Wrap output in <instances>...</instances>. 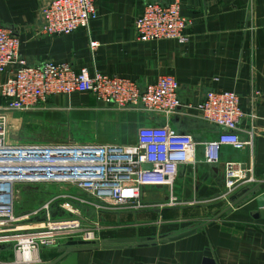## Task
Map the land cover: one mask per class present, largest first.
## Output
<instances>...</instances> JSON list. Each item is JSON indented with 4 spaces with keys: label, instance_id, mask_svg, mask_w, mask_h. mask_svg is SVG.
<instances>
[{
    "label": "crops",
    "instance_id": "crops-1",
    "mask_svg": "<svg viewBox=\"0 0 264 264\" xmlns=\"http://www.w3.org/2000/svg\"><path fill=\"white\" fill-rule=\"evenodd\" d=\"M48 1L0 0V24L18 38L20 55L29 65L70 63L76 71L85 67L89 74L125 77L140 88L169 74L179 84L181 103L196 104L209 90L233 91L244 113L237 125L239 138L245 140L248 130H256L250 160L256 181L227 196L225 163H248L250 153L222 146L217 162H205L203 143L214 141L220 129L195 112L165 117L118 111L90 94L76 93L50 96L32 109L11 114L13 128L40 133L21 141L128 145L136 142L140 127L167 125L197 142L194 163L178 167L171 187L142 186L141 209L98 211L92 206L97 205L94 198L90 205L77 204L87 221L92 210L101 217L96 244L116 238L136 242L80 251L75 264H264V206L257 202L264 197V0H177L188 20L184 43L142 42L134 28L147 2L174 0H95L96 18L88 29L68 35L42 33L40 10ZM91 42L97 43L95 48ZM8 74L0 73V85ZM246 188L255 190L233 205L231 196ZM191 229L196 231L161 240ZM141 238L150 240L139 243ZM67 241L41 249L38 264H62L66 256L59 259L58 249ZM12 260V246L2 245L0 262Z\"/></svg>",
    "mask_w": 264,
    "mask_h": 264
},
{
    "label": "built area",
    "instance_id": "built-area-1",
    "mask_svg": "<svg viewBox=\"0 0 264 264\" xmlns=\"http://www.w3.org/2000/svg\"><path fill=\"white\" fill-rule=\"evenodd\" d=\"M42 33L68 35L88 29L96 18L95 0H49L40 10ZM188 20L181 15L177 0L167 4L147 2L134 28L142 42L188 40ZM96 42L90 47L95 48ZM9 72L0 85V245L10 244L13 260L0 264H38V252L65 240L95 241L98 225L83 230L86 221L77 204L81 199L61 195L42 205L43 218L29 222L27 216L14 212L17 186L36 187L65 184L91 195L98 211L139 210L141 188L146 184L171 187L182 164H193L197 142L187 134L167 125L142 126L134 144L43 143L16 144L7 139V122L11 114L26 111L50 96L90 94L97 102L118 111H142L170 117L197 116L220 129L214 141L203 143L204 160L215 163L222 146L247 149L248 163L226 162L224 190L229 196L240 186L252 185L251 154L255 129L238 136V122L244 116L239 98L233 91L209 90L196 104L181 103L179 84L174 76L161 75L143 88L131 79L100 72L89 74L87 68L76 71L70 63L42 62L29 65L20 55V42L10 29L0 24V73ZM249 117L255 118L254 114ZM144 165H149L144 169ZM171 197V196H170ZM61 200V201H60ZM173 200L171 199V203ZM51 203L70 217L51 219ZM90 205V204H89ZM94 225V226H93Z\"/></svg>",
    "mask_w": 264,
    "mask_h": 264
},
{
    "label": "rangeland",
    "instance_id": "rangeland-1",
    "mask_svg": "<svg viewBox=\"0 0 264 264\" xmlns=\"http://www.w3.org/2000/svg\"><path fill=\"white\" fill-rule=\"evenodd\" d=\"M15 114H13L12 117H14ZM11 118H9V122H7V139L11 143H16V144H43L47 143L44 141H21V138L29 137V136H34L36 137L37 134L40 133H35L32 131H26V130H17L16 127H12V123H10ZM24 129V128H23ZM31 138V137H30ZM17 139V140H15ZM19 139V140H18ZM21 139V140H20ZM17 198L14 203V212L18 216H27L26 218L29 219V222H36L39 219L43 218L40 209L42 205L47 203L48 201H51L58 196L61 195H68L77 199H81L85 202H91L93 201V197L85 192H82L80 190H76L75 188L65 185V184H44V185H38L35 187V189H32V186H27V185H19L17 186ZM61 201V200H60ZM51 208H50V215L51 219H56V218H68L70 217L66 212L60 211L57 205L54 203H51ZM82 207L86 206L85 204H79ZM81 209V208H79ZM122 210V209H120ZM124 210V209H123ZM126 211L132 210V209H125ZM83 209L81 210V215H83L84 212ZM89 218H91L88 221L86 219V222L82 224L83 230L90 229L92 227V223H95L98 225V229L95 230V236L97 235L98 230L102 228L101 220H100V215L95 213L92 210L91 216L88 214ZM83 217V216H82ZM84 218V217H83ZM94 226V225H93ZM83 237V232H80L77 234L76 239H80ZM62 243V241H61Z\"/></svg>",
    "mask_w": 264,
    "mask_h": 264
},
{
    "label": "water",
    "instance_id": "water-1",
    "mask_svg": "<svg viewBox=\"0 0 264 264\" xmlns=\"http://www.w3.org/2000/svg\"><path fill=\"white\" fill-rule=\"evenodd\" d=\"M143 167H144V169H148L150 166L144 165ZM254 190H255V188L243 189L240 192L231 196L230 200L232 201V203L234 205L238 201L245 198L248 194L253 193ZM237 199H238V201H237ZM257 202H258V205L260 207L264 206V197L263 196L258 197ZM262 213L263 212H260L259 214H262ZM195 231H196L195 229L187 230V231L182 232L176 236L162 237L161 240L163 242H169V241L176 240V239L182 238L184 236L190 235V234L194 233ZM149 240H150V238H141L138 241H139V243H143V242L149 241ZM135 242H136V239H134V238L105 239V240H102L98 244H96L94 241L69 240L59 247L58 252L61 254L59 259L66 256V258L62 262V264H75L78 252H80V251H89V250H92L94 248H99V247H101V248L121 247L124 244L135 243ZM0 249H2V245H0Z\"/></svg>",
    "mask_w": 264,
    "mask_h": 264
}]
</instances>
